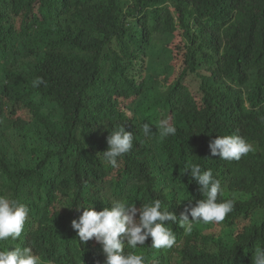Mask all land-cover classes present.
Masks as SVG:
<instances>
[{
    "label": "trees",
    "instance_id": "trees-1",
    "mask_svg": "<svg viewBox=\"0 0 264 264\" xmlns=\"http://www.w3.org/2000/svg\"><path fill=\"white\" fill-rule=\"evenodd\" d=\"M162 119L174 136H159ZM121 125L133 148L113 168L102 152ZM225 135L253 151L212 156ZM189 163L211 169L218 202L235 207L190 234L167 225L176 244L149 238L144 264H253L264 246V0H0V195L30 210L12 244L42 264H105L102 245L72 229L76 207L160 199L179 217L204 198Z\"/></svg>",
    "mask_w": 264,
    "mask_h": 264
},
{
    "label": "clouds",
    "instance_id": "clouds-1",
    "mask_svg": "<svg viewBox=\"0 0 264 264\" xmlns=\"http://www.w3.org/2000/svg\"><path fill=\"white\" fill-rule=\"evenodd\" d=\"M44 83L43 78L37 77L32 81V87L38 88ZM140 130L148 139L154 134L148 122H144ZM158 132L163 139L174 136L176 128L162 119ZM133 139V133L126 131L123 125L115 128L107 137L108 149L102 152L103 161L113 168L118 167V158L133 148ZM209 148L212 156L225 161H239L242 156L253 151V146L238 135L218 136L210 141ZM183 173L197 182L204 198L197 200L194 205L189 199L179 217L168 207L162 208L160 199L143 204L139 209L122 199H112L111 207H104L100 211H96L93 206H78L76 210L82 208L83 211L78 220L71 221V227L77 231L80 243L94 239L102 245L105 264H144L142 249L149 238L152 249H170L176 244V235L167 225L178 224L185 233L190 234L195 225L223 222L233 211L235 201L227 199L218 202V196L224 194L221 181L214 178L211 169L202 170L198 163L186 164ZM29 211L25 203L0 195V242L14 246L12 250H9V246H0V264H42L31 247L11 243L21 237ZM125 246L129 251L125 252ZM253 264H264V246L255 249Z\"/></svg>",
    "mask_w": 264,
    "mask_h": 264
}]
</instances>
